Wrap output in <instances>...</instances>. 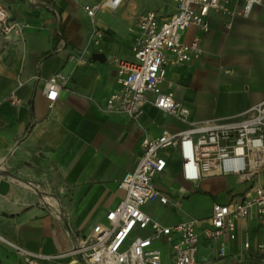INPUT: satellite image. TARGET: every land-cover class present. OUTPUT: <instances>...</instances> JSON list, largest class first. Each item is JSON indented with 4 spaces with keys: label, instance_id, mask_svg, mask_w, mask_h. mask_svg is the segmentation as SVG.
Listing matches in <instances>:
<instances>
[{
    "label": "crops",
    "instance_id": "obj_1",
    "mask_svg": "<svg viewBox=\"0 0 264 264\" xmlns=\"http://www.w3.org/2000/svg\"><path fill=\"white\" fill-rule=\"evenodd\" d=\"M98 1L0 0L9 19L24 24L19 34H0V264H26L11 244L44 255L69 250L121 200L118 182L135 168L142 139L186 127L150 103L137 122L105 110L108 96L119 89L112 59L133 60L138 16L152 10L164 20L174 12L173 0H123L92 19L82 4ZM242 4L222 0L211 8L208 32L194 25L181 31L182 41L196 40L189 62L171 64L164 51L160 88L190 110L189 120L237 118L264 100V0L244 14ZM93 27L103 31L98 45L90 40ZM55 72L68 79L49 106L44 80ZM160 154L167 166L153 181L169 202L147 203L144 211L164 225L197 220L195 264H261L256 245L264 244V221L254 212L235 220L234 238L224 233L210 240L203 230L213 204L251 192L264 183V169L252 181L211 174L190 183L180 177L176 149ZM179 186L183 193L175 197ZM146 234L135 229L132 236ZM154 245L162 251L161 263L171 264L168 244ZM220 246L224 257L217 254ZM41 264L84 263L62 256Z\"/></svg>",
    "mask_w": 264,
    "mask_h": 264
},
{
    "label": "built area",
    "instance_id": "obj_2",
    "mask_svg": "<svg viewBox=\"0 0 264 264\" xmlns=\"http://www.w3.org/2000/svg\"><path fill=\"white\" fill-rule=\"evenodd\" d=\"M83 1V0H78ZM222 0H173L174 12L164 20H158L152 10L141 13L137 18L139 37L131 46L133 60L113 58L116 81L119 89L111 93L105 105L107 111L125 113L137 122L145 103L186 123L177 132H162L154 137L145 136L141 141V154L135 168L126 172L118 182L123 191L121 200L110 208L104 222H98L90 233L62 253L44 255L30 252L22 246L11 244L26 264H41L45 259L68 257L72 261L82 260L85 264H162V251L154 245L164 240L168 244L171 264H195L198 234L194 218L164 225L147 214L143 207L150 202H169V194L156 188L154 177L162 173L167 160L160 154L166 148L177 151L180 177L185 182L196 183L211 174H235L244 180H254L264 169V100L252 104L237 118L211 119L203 122L189 120L190 110L177 101L171 92H164L160 83L164 79V51L170 52L169 62H189L197 53L196 40L186 43L180 33L194 25L208 32V13ZM262 0H243L241 12L247 13ZM123 0H99L82 7L90 18H95L99 9H115ZM24 24L11 21L0 5V34H19ZM103 31L93 27L90 40L95 45ZM67 75L55 72L44 80V96L50 106L58 93L65 87ZM154 95L148 100L146 93ZM3 166L0 164V169ZM179 186L173 196H181ZM237 200L214 203L210 225L203 233L216 240L224 233L234 238L235 220L252 212L264 221V183L251 187ZM135 229L147 230L144 236L134 235ZM243 247L249 249L247 239ZM261 264H264V244L257 243ZM219 257L225 256L223 246L217 250Z\"/></svg>",
    "mask_w": 264,
    "mask_h": 264
},
{
    "label": "water",
    "instance_id": "obj_3",
    "mask_svg": "<svg viewBox=\"0 0 264 264\" xmlns=\"http://www.w3.org/2000/svg\"><path fill=\"white\" fill-rule=\"evenodd\" d=\"M2 173H4V172H0V174H2ZM80 261H82V260H80ZM83 263H84V261H82ZM85 264V263H84Z\"/></svg>",
    "mask_w": 264,
    "mask_h": 264
},
{
    "label": "bare ground",
    "instance_id": "obj_4",
    "mask_svg": "<svg viewBox=\"0 0 264 264\" xmlns=\"http://www.w3.org/2000/svg\"><path fill=\"white\" fill-rule=\"evenodd\" d=\"M17 180V179H16ZM21 182V181H20ZM42 197V196H41ZM45 200H47V198L45 199ZM57 205V204H56ZM55 210V209H54Z\"/></svg>",
    "mask_w": 264,
    "mask_h": 264
}]
</instances>
